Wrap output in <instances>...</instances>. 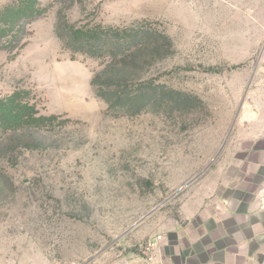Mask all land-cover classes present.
Wrapping results in <instances>:
<instances>
[{
	"label": "rangeland",
	"instance_id": "obj_1",
	"mask_svg": "<svg viewBox=\"0 0 264 264\" xmlns=\"http://www.w3.org/2000/svg\"><path fill=\"white\" fill-rule=\"evenodd\" d=\"M10 3L0 0V12ZM36 9L15 48H0V99L25 92L58 121L37 135L38 149L0 158V264H90L104 252L111 263L139 252L118 240L178 219L187 189L225 167L264 57V0H38ZM87 24L168 38L165 58L129 69L135 94L151 84L144 107L108 109L96 96L105 61L66 46V25Z\"/></svg>",
	"mask_w": 264,
	"mask_h": 264
},
{
	"label": "crops",
	"instance_id": "obj_2",
	"mask_svg": "<svg viewBox=\"0 0 264 264\" xmlns=\"http://www.w3.org/2000/svg\"><path fill=\"white\" fill-rule=\"evenodd\" d=\"M241 102L225 167L187 189L178 219L139 225L117 241L137 245L138 253L116 252L110 263L104 252L90 264H264V57ZM148 240L156 245L150 263L142 249Z\"/></svg>",
	"mask_w": 264,
	"mask_h": 264
},
{
	"label": "trees",
	"instance_id": "obj_3",
	"mask_svg": "<svg viewBox=\"0 0 264 264\" xmlns=\"http://www.w3.org/2000/svg\"><path fill=\"white\" fill-rule=\"evenodd\" d=\"M38 0H12L0 12V48L12 50L18 43L22 22L36 18ZM141 32H140V31ZM133 27L114 28L100 24L66 25V46L71 54L86 55L105 61L104 68L91 81L96 96L108 109L124 107L142 108L151 88L142 81L133 92L134 85L130 68L150 65L166 57L170 41L162 33L149 36L147 29ZM58 121L55 115H38L35 106L29 103L27 93L15 91L0 99V158L23 149L39 148L37 135L53 129Z\"/></svg>",
	"mask_w": 264,
	"mask_h": 264
},
{
	"label": "built area",
	"instance_id": "obj_4",
	"mask_svg": "<svg viewBox=\"0 0 264 264\" xmlns=\"http://www.w3.org/2000/svg\"><path fill=\"white\" fill-rule=\"evenodd\" d=\"M160 239H161V237L157 236L155 241H158ZM155 241L148 240L142 246L143 254H144V260L147 263H150L152 261V259H153V251H154V248L156 246L155 245ZM157 264H164V263L158 262Z\"/></svg>",
	"mask_w": 264,
	"mask_h": 264
},
{
	"label": "water",
	"instance_id": "obj_5",
	"mask_svg": "<svg viewBox=\"0 0 264 264\" xmlns=\"http://www.w3.org/2000/svg\"><path fill=\"white\" fill-rule=\"evenodd\" d=\"M156 209H153L149 214H147L146 216H144L143 218H141L137 223H135L132 227L134 228L136 225H138L140 222H142L147 216H149L150 214H152Z\"/></svg>",
	"mask_w": 264,
	"mask_h": 264
}]
</instances>
